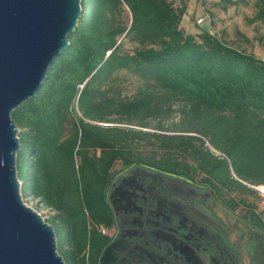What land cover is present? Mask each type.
Segmentation results:
<instances>
[{
	"label": "trees",
	"instance_id": "obj_1",
	"mask_svg": "<svg viewBox=\"0 0 264 264\" xmlns=\"http://www.w3.org/2000/svg\"><path fill=\"white\" fill-rule=\"evenodd\" d=\"M82 8L35 97L10 114L20 192L54 211L44 222L65 264H79L90 227L103 222L118 162L198 179L226 207L259 215L246 182L264 183V61L209 32L187 35L186 4L82 0ZM125 8L130 25L118 21ZM255 8L264 24V0ZM124 72L141 83L131 97L113 85ZM175 112L179 120L165 125Z\"/></svg>",
	"mask_w": 264,
	"mask_h": 264
},
{
	"label": "flooded vegetation",
	"instance_id": "obj_2",
	"mask_svg": "<svg viewBox=\"0 0 264 264\" xmlns=\"http://www.w3.org/2000/svg\"><path fill=\"white\" fill-rule=\"evenodd\" d=\"M86 264H264V215L218 210L206 183L148 165L114 168Z\"/></svg>",
	"mask_w": 264,
	"mask_h": 264
},
{
	"label": "water",
	"instance_id": "obj_3",
	"mask_svg": "<svg viewBox=\"0 0 264 264\" xmlns=\"http://www.w3.org/2000/svg\"><path fill=\"white\" fill-rule=\"evenodd\" d=\"M82 11V0H0V264H65L52 227L21 199L10 114L35 97Z\"/></svg>",
	"mask_w": 264,
	"mask_h": 264
},
{
	"label": "rangeland",
	"instance_id": "obj_4",
	"mask_svg": "<svg viewBox=\"0 0 264 264\" xmlns=\"http://www.w3.org/2000/svg\"><path fill=\"white\" fill-rule=\"evenodd\" d=\"M176 7L183 4L188 6V10L183 18L181 27L187 35L198 36L203 32H209L216 36L227 46L239 49L248 55L264 61V24L257 17L255 8L257 0H246L248 5L240 3L232 5L226 1L237 0H170ZM200 19L203 22L200 23ZM119 23L130 25L131 14L127 8ZM135 44L125 41L124 48L133 51ZM113 85L120 89L123 95L131 97L141 85L140 81L131 73H121L113 81ZM180 118L179 112H175L170 120H165V125L177 122ZM157 121L154 122V124ZM209 146L210 144L207 143ZM211 150L218 155L222 152L210 146ZM121 163H117L115 168H119ZM235 176V175H234ZM21 184V183H20ZM253 192L246 195V199L255 204V210L260 215H264V183L246 182ZM20 192V185H19ZM23 203L39 214L43 221L53 215V210L41 205L37 199L24 196L20 192ZM218 210L222 215H227V207L218 199ZM247 207H238L236 216H243ZM66 247H68L66 245Z\"/></svg>",
	"mask_w": 264,
	"mask_h": 264
},
{
	"label": "built area",
	"instance_id": "obj_5",
	"mask_svg": "<svg viewBox=\"0 0 264 264\" xmlns=\"http://www.w3.org/2000/svg\"><path fill=\"white\" fill-rule=\"evenodd\" d=\"M200 23H202L203 22V19H200V21H199Z\"/></svg>",
	"mask_w": 264,
	"mask_h": 264
}]
</instances>
